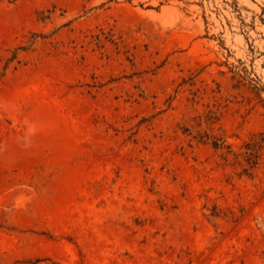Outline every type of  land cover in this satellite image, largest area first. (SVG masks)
<instances>
[{
    "label": "rangeland",
    "instance_id": "obj_1",
    "mask_svg": "<svg viewBox=\"0 0 264 264\" xmlns=\"http://www.w3.org/2000/svg\"><path fill=\"white\" fill-rule=\"evenodd\" d=\"M0 264H264V0H0Z\"/></svg>",
    "mask_w": 264,
    "mask_h": 264
}]
</instances>
